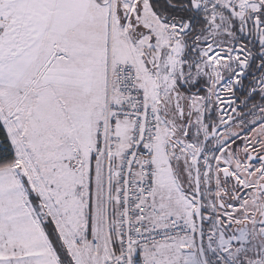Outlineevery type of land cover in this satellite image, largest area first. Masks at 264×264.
Returning <instances> with one entry per match:
<instances>
[{
	"label": "snow or ice",
	"instance_id": "obj_1",
	"mask_svg": "<svg viewBox=\"0 0 264 264\" xmlns=\"http://www.w3.org/2000/svg\"><path fill=\"white\" fill-rule=\"evenodd\" d=\"M0 264H264V0H0Z\"/></svg>",
	"mask_w": 264,
	"mask_h": 264
}]
</instances>
